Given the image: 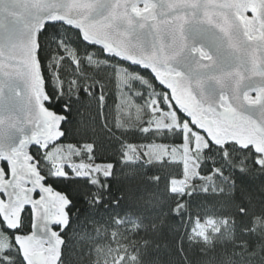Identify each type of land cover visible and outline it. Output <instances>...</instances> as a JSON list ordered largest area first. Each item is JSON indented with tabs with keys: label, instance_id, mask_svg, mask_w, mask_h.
Listing matches in <instances>:
<instances>
[{
	"label": "trees",
	"instance_id": "1",
	"mask_svg": "<svg viewBox=\"0 0 264 264\" xmlns=\"http://www.w3.org/2000/svg\"><path fill=\"white\" fill-rule=\"evenodd\" d=\"M38 55L48 106L67 118L59 144L89 146V160L111 165L109 175L57 176L47 153L31 149L47 183L71 202L60 264H264L262 156L208 142L194 154L197 178L187 193H175L171 182L183 177L182 162L150 160L132 148L166 144L172 152L185 140L182 129L150 128L158 116L146 107L150 99L167 108V92L152 75L107 57L61 24L46 26ZM122 101L140 111L125 114ZM203 222L212 225L197 231ZM30 227L27 211L21 230ZM0 236L7 238L0 264H25L1 220Z\"/></svg>",
	"mask_w": 264,
	"mask_h": 264
},
{
	"label": "water",
	"instance_id": "2",
	"mask_svg": "<svg viewBox=\"0 0 264 264\" xmlns=\"http://www.w3.org/2000/svg\"><path fill=\"white\" fill-rule=\"evenodd\" d=\"M54 24L149 72L210 144L264 159V0H0V220L25 264H60L70 224V200L31 153L65 138L38 55Z\"/></svg>",
	"mask_w": 264,
	"mask_h": 264
},
{
	"label": "rangeland",
	"instance_id": "3",
	"mask_svg": "<svg viewBox=\"0 0 264 264\" xmlns=\"http://www.w3.org/2000/svg\"><path fill=\"white\" fill-rule=\"evenodd\" d=\"M124 72V69H121ZM164 109L157 96H153L150 99L149 104L146 106L150 115L158 114L153 119L150 128L153 129H182L185 132V140L172 152L166 144H135L132 146L134 151L142 152L150 160H161L168 156H173L174 159L179 160L183 164L184 175L181 179H174L171 182V190L178 194H185L188 191L189 186L193 183L198 176L197 161L195 152L203 149L208 145L206 137L194 129L189 121L185 118H181L179 112L176 110L171 102L168 94L164 95ZM123 111L125 114L132 115L137 114L139 109L132 112L131 109H125V102L122 101ZM122 106V105H121ZM137 107V106H136ZM86 147H76L67 144H57L50 148L47 153L46 162L52 163L56 166L54 173L57 176H84L95 177L98 174L109 175L111 171V165L107 163H98L89 160L87 157ZM78 157H82L79 159ZM212 225L211 222L199 223L197 231H205ZM7 244V238L0 236V248L5 247Z\"/></svg>",
	"mask_w": 264,
	"mask_h": 264
}]
</instances>
